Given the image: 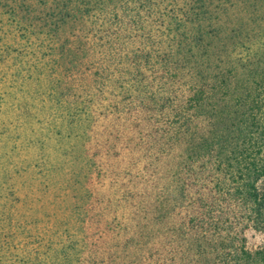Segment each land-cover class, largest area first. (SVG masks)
I'll return each mask as SVG.
<instances>
[{"label":"trees","instance_id":"16d2710c","mask_svg":"<svg viewBox=\"0 0 264 264\" xmlns=\"http://www.w3.org/2000/svg\"><path fill=\"white\" fill-rule=\"evenodd\" d=\"M186 2L7 0L4 4L0 64L10 74L2 75L0 87L10 90L0 94V112L17 118L16 126L9 120L0 123L5 171H15L14 160L20 156L19 160L26 159V171L16 173L21 177L35 173L34 183L41 176L47 179L51 157L43 161L39 151L56 143L60 148L55 155L57 151L61 156V129L68 122L73 127L68 137L82 142L90 128L82 124L94 123L100 113L97 102H105L101 107L107 118L120 115L124 107L123 113L136 123L140 137L132 136L135 142L127 145L148 153L150 163L144 164L143 172L155 163L164 166L167 195L155 210V227L118 241L110 253L99 250L78 258L77 264H264V243L249 248L245 238L249 230L264 236V189L259 187L264 178L262 49L252 45L245 56L235 58L229 72L200 78L181 53L179 37L193 21ZM68 21H80L81 28L74 43L59 44L53 33L56 36ZM37 51H46L42 57L53 63L62 59L53 53L83 54L82 70L60 76L49 71L41 57L32 66ZM15 92L24 100L41 97L43 105L32 108L29 102H11L7 112L8 97ZM48 108L57 113L41 119L39 114ZM122 122L126 130V120ZM130 128L129 132L135 130ZM178 149L183 150L176 153ZM154 172L157 179L158 167ZM16 215L3 216V221L13 223ZM15 232L7 234L4 229L0 264H74L69 253L73 249L48 247V252H41L40 240L30 258L20 261L22 246L35 243L28 242L27 234L24 243L15 241ZM83 243L84 248L92 244L88 239Z\"/></svg>","mask_w":264,"mask_h":264},{"label":"rangeland","instance_id":"374dc122","mask_svg":"<svg viewBox=\"0 0 264 264\" xmlns=\"http://www.w3.org/2000/svg\"><path fill=\"white\" fill-rule=\"evenodd\" d=\"M6 1L0 0V19L3 20V12L7 10L3 8ZM187 5L193 12V21L187 23V38H184L187 33L179 37L182 42L181 53L189 60L193 72L200 78L229 72L235 58L240 53L245 56L252 45L261 47L260 58L264 59V0H188ZM37 14L40 15V10L36 16ZM64 24L56 36L53 33V38L59 44L69 40L74 43L73 36L81 28V22L68 21ZM45 52L37 51L38 57L31 61V65L41 57L47 60L49 71L56 70L60 76H67L71 72L77 75L81 72L83 54L72 56L68 52L62 56L53 53L57 59L62 57L58 63H53L49 58L42 57L47 54ZM3 74H10V70L0 64V83ZM9 90L8 86H1L0 94ZM65 94H68L67 89ZM41 100V97L24 100L15 92L8 97L7 112L12 108L11 102H29L30 107L38 108L43 105ZM46 103L47 106L50 105L49 102ZM103 103L105 102H97L100 113L95 122L82 124V127H90L85 130L89 135L82 142L75 143L68 137L71 133L68 129L73 128L68 122L61 129L62 155L59 156L57 151L60 146L56 143L49 144L44 151H39L42 159L51 157L48 159L51 165L47 166L52 167V171L45 176L47 179L41 176L34 183L32 177L36 176L35 173H27L21 177L20 173L26 171L23 169L26 167V159L23 157L19 160L20 156L14 160L18 162L15 171L20 170V173L5 171L0 154V243L4 240V229L7 234L15 232L12 229L14 226L20 229L15 232V241L22 244L29 235L31 239L28 242L35 243L22 246L20 261L30 258L29 252L40 240L44 247L41 252H48V247L58 251L73 249L69 253L71 252L74 264H77L78 258L92 253L94 255L99 250L102 254L110 253L109 250L118 241L125 242V238L137 236L140 230L148 232L155 227V210L166 200L167 195H164L168 183L166 176L162 175L164 166L162 163L152 162L154 165L143 172L144 164L150 163L148 153L142 152L140 147H129L130 142H135L132 141V136L139 135L136 123L128 117L127 112L123 113L124 107H121L120 115L115 113L107 118L101 107ZM4 112L5 110L0 112V123L9 120L16 126L17 118L12 113ZM53 113L57 112L48 108L39 117L43 119ZM135 116L138 115L135 113ZM124 120L128 127L126 130L122 127ZM130 127L137 131L129 132ZM123 138L129 140L121 144L120 140ZM86 146H90L91 151ZM54 150H57V155ZM182 150L178 149L176 153ZM157 167L159 175L155 179L156 172L153 173V169ZM259 187L264 189V178L259 182ZM146 213L148 218L145 217ZM11 214H17V220L13 223L9 219L7 222L3 221V216L9 218ZM94 216L98 219H94ZM107 222H110L108 226ZM23 227L25 233L22 234ZM119 232V236H116ZM245 238L249 248L264 243V236L252 230L246 232ZM86 239L92 242L88 248H84L83 242ZM156 240L157 238L153 242Z\"/></svg>","mask_w":264,"mask_h":264}]
</instances>
